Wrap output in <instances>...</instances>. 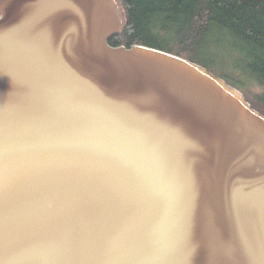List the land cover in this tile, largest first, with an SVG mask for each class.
<instances>
[{
    "label": "water",
    "instance_id": "water-1",
    "mask_svg": "<svg viewBox=\"0 0 264 264\" xmlns=\"http://www.w3.org/2000/svg\"><path fill=\"white\" fill-rule=\"evenodd\" d=\"M125 24L0 0V264H264V114Z\"/></svg>",
    "mask_w": 264,
    "mask_h": 264
},
{
    "label": "trees",
    "instance_id": "trees-1",
    "mask_svg": "<svg viewBox=\"0 0 264 264\" xmlns=\"http://www.w3.org/2000/svg\"><path fill=\"white\" fill-rule=\"evenodd\" d=\"M123 31L112 46L142 44L194 61L242 91L264 114V0H120ZM253 100V101H252Z\"/></svg>",
    "mask_w": 264,
    "mask_h": 264
},
{
    "label": "rangeland",
    "instance_id": "rangeland-1",
    "mask_svg": "<svg viewBox=\"0 0 264 264\" xmlns=\"http://www.w3.org/2000/svg\"><path fill=\"white\" fill-rule=\"evenodd\" d=\"M263 91H264V86L263 87L262 86H252L251 87V98L253 97V100H255L253 104L257 105L256 99H255L256 95H261Z\"/></svg>",
    "mask_w": 264,
    "mask_h": 264
}]
</instances>
